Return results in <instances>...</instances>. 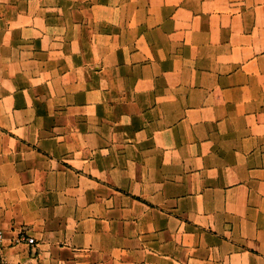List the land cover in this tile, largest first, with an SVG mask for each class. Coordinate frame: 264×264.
Masks as SVG:
<instances>
[{
	"label": "crops",
	"instance_id": "crops-1",
	"mask_svg": "<svg viewBox=\"0 0 264 264\" xmlns=\"http://www.w3.org/2000/svg\"><path fill=\"white\" fill-rule=\"evenodd\" d=\"M0 228L6 264H264V0H0Z\"/></svg>",
	"mask_w": 264,
	"mask_h": 264
},
{
	"label": "built area",
	"instance_id": "built-area-1",
	"mask_svg": "<svg viewBox=\"0 0 264 264\" xmlns=\"http://www.w3.org/2000/svg\"><path fill=\"white\" fill-rule=\"evenodd\" d=\"M22 238L27 243H33L34 242L33 236L25 235L24 237L22 236ZM3 239H4V233H3V230L0 228V264H6L4 259L2 258V254H1V248H2V244H3Z\"/></svg>",
	"mask_w": 264,
	"mask_h": 264
}]
</instances>
